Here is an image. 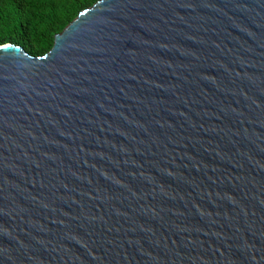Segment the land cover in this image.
Wrapping results in <instances>:
<instances>
[{
	"label": "water",
	"instance_id": "water-1",
	"mask_svg": "<svg viewBox=\"0 0 264 264\" xmlns=\"http://www.w3.org/2000/svg\"><path fill=\"white\" fill-rule=\"evenodd\" d=\"M0 264H264V0H104L1 46Z\"/></svg>",
	"mask_w": 264,
	"mask_h": 264
},
{
	"label": "trees",
	"instance_id": "trees-1",
	"mask_svg": "<svg viewBox=\"0 0 264 264\" xmlns=\"http://www.w3.org/2000/svg\"><path fill=\"white\" fill-rule=\"evenodd\" d=\"M104 0H0V47L15 45L43 57L80 14Z\"/></svg>",
	"mask_w": 264,
	"mask_h": 264
}]
</instances>
